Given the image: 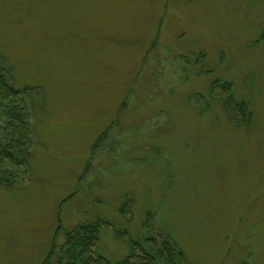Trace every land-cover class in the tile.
<instances>
[{"label":"rangeland","instance_id":"374dc122","mask_svg":"<svg viewBox=\"0 0 264 264\" xmlns=\"http://www.w3.org/2000/svg\"><path fill=\"white\" fill-rule=\"evenodd\" d=\"M0 62L32 140L0 264H56L98 219L114 264H264V0H0Z\"/></svg>","mask_w":264,"mask_h":264},{"label":"trees","instance_id":"16d2710c","mask_svg":"<svg viewBox=\"0 0 264 264\" xmlns=\"http://www.w3.org/2000/svg\"><path fill=\"white\" fill-rule=\"evenodd\" d=\"M24 93L9 82L0 62V121L7 126L6 138L0 137V188L13 187L14 178L9 165H22L29 160L27 150L32 145V140L27 128L29 108ZM101 221L98 219L95 222H88L81 230L67 233L66 244L59 253L53 248L49 260L55 258L56 264H114L98 252L101 228L106 224ZM118 237L120 238L119 233ZM163 245L162 251L155 252L146 248L144 244L136 243L131 255L115 264H157L160 259L170 264L180 256L175 254L167 243ZM167 256L168 258H165Z\"/></svg>","mask_w":264,"mask_h":264}]
</instances>
